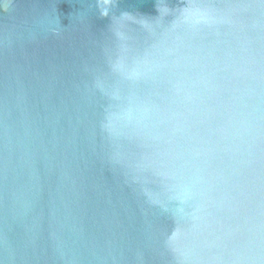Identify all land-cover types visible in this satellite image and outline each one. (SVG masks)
Wrapping results in <instances>:
<instances>
[{
    "label": "water",
    "instance_id": "obj_1",
    "mask_svg": "<svg viewBox=\"0 0 264 264\" xmlns=\"http://www.w3.org/2000/svg\"><path fill=\"white\" fill-rule=\"evenodd\" d=\"M0 264H264V0H0Z\"/></svg>",
    "mask_w": 264,
    "mask_h": 264
}]
</instances>
